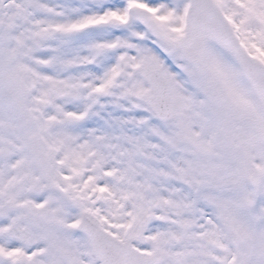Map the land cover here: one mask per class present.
Returning a JSON list of instances; mask_svg holds the SVG:
<instances>
[{"label": "snow or ice", "instance_id": "obj_1", "mask_svg": "<svg viewBox=\"0 0 264 264\" xmlns=\"http://www.w3.org/2000/svg\"><path fill=\"white\" fill-rule=\"evenodd\" d=\"M0 264H264V0H0Z\"/></svg>", "mask_w": 264, "mask_h": 264}]
</instances>
